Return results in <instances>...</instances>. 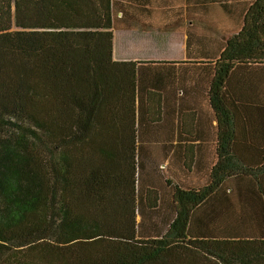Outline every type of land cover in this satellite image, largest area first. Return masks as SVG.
I'll use <instances>...</instances> for the list:
<instances>
[{"label":"trees","instance_id":"obj_1","mask_svg":"<svg viewBox=\"0 0 264 264\" xmlns=\"http://www.w3.org/2000/svg\"><path fill=\"white\" fill-rule=\"evenodd\" d=\"M137 2L0 0V264H264V0L203 49L219 143L198 187L166 177L182 156L146 63L113 56L114 30L158 26ZM235 2L198 6L221 22Z\"/></svg>","mask_w":264,"mask_h":264},{"label":"crops","instance_id":"obj_2","mask_svg":"<svg viewBox=\"0 0 264 264\" xmlns=\"http://www.w3.org/2000/svg\"><path fill=\"white\" fill-rule=\"evenodd\" d=\"M198 1L139 0L140 9L158 12L153 15L158 26L148 29V25L135 21L130 29L114 30L113 52L116 61L146 63L141 66L143 100L144 97L148 100L144 106L150 109L149 117H160L164 123L166 131L163 137L157 138L162 139L165 153L175 156L178 151L182 156L179 162L167 157L162 167L167 178L181 175L182 184L190 187L202 186L208 181L209 168L217 162L218 154L219 123L210 97L214 69L206 64L203 49L208 45L207 51H214L215 44L225 41L218 36L222 31L213 29L216 26L225 27L224 31L241 25L246 0L235 2L221 22L205 19ZM121 16L119 13L118 17ZM141 19L145 22L144 17ZM139 29L148 39L134 40L133 34ZM117 42L123 43L118 47ZM142 45H148V50Z\"/></svg>","mask_w":264,"mask_h":264},{"label":"rangeland","instance_id":"obj_3","mask_svg":"<svg viewBox=\"0 0 264 264\" xmlns=\"http://www.w3.org/2000/svg\"><path fill=\"white\" fill-rule=\"evenodd\" d=\"M149 29V28H148ZM142 33V31L139 29V30H137V31H135L134 32V34L133 35H135V38H134V40L135 41H139L138 39H148V36H144V35H142L141 34ZM232 33H235V30H233V28H228L227 30H224V31H222L218 36H221L222 37V39H224V40H226ZM155 35H157V33H154ZM228 36V37H227ZM136 38H138V39H136ZM123 43V42H122ZM122 43H120V44H122ZM120 44H118V42H117V46L118 47H120ZM148 46V45H147ZM144 47V45H142L141 47L143 48V49H145V50H148V47ZM160 49V48H159ZM151 50H155V48H152ZM154 52H156V50L154 51ZM168 178H171V176L169 175V177ZM180 182L182 183V181L180 180ZM140 219V217H138V220Z\"/></svg>","mask_w":264,"mask_h":264}]
</instances>
